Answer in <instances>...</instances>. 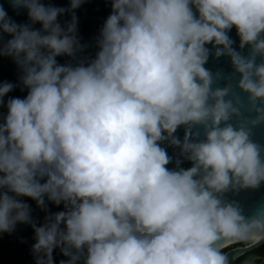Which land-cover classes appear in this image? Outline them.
I'll use <instances>...</instances> for the list:
<instances>
[{"label":"clouds","instance_id":"obj_1","mask_svg":"<svg viewBox=\"0 0 264 264\" xmlns=\"http://www.w3.org/2000/svg\"><path fill=\"white\" fill-rule=\"evenodd\" d=\"M9 2L28 22L0 5V56L21 72L0 83V233L31 225L35 264H54L56 248L60 264H232L226 247L264 243V207L246 216L225 195L264 183V146L250 138L264 123V0H111L83 59L84 0ZM208 45L231 74L205 67ZM18 86L27 95L5 102ZM165 142L180 149L175 168ZM22 197L64 210L37 226Z\"/></svg>","mask_w":264,"mask_h":264},{"label":"water","instance_id":"obj_2","mask_svg":"<svg viewBox=\"0 0 264 264\" xmlns=\"http://www.w3.org/2000/svg\"><path fill=\"white\" fill-rule=\"evenodd\" d=\"M43 3L52 4L57 7H68L70 0H42ZM0 5H3L7 14L17 23H27V11L20 10V14L17 15L16 11L10 6L9 0H0ZM111 13V0H84V3L80 8L75 10V14L78 18L77 24V35L80 38V42L82 45H86L82 52L77 53V57L80 59L83 58H92L95 56L96 51L98 50L95 46V37L99 35V30L102 27L105 19ZM59 21L63 25L65 21H70L71 14L65 13V15L58 17ZM35 28L42 27L39 23L34 25ZM230 38L234 40V47L240 51L239 49V37L237 36L236 29L233 28L229 33ZM5 39H10L11 37L5 35ZM211 49V53L209 56V60L205 67L212 71L213 73L218 70L223 74L228 75L233 72V68L231 65L230 58L227 56H222L220 58H216L214 55V49H212L211 45H208ZM250 49L246 46L243 50V54L247 55ZM57 61L60 64H64L72 61L71 57L68 56H60L57 57ZM259 61V58H258ZM21 75L20 69L16 65V63L10 58L6 56H0V83L4 81L12 82L13 84L19 83V76ZM238 80V77L236 78ZM236 83V80L233 81ZM225 84L224 80L218 81L215 86L223 87ZM237 92L241 95V97L247 101V94L240 92L239 89H236ZM27 95V89L21 91V87H16L14 90L4 98L5 102L9 97H20L23 98ZM7 109L5 106H0V122H2V115L6 114ZM245 115L254 117L255 113L245 112ZM235 122V121H233ZM185 127L181 126L177 129L175 135L182 141L185 135ZM197 131L202 133L203 129L201 126L193 127L192 134L194 135ZM253 142L258 143L264 146V123L256 125L252 127L251 137ZM165 147L169 156L173 157L172 163H170L167 167L175 168V161L178 158V154L180 149L174 146L169 145L167 142L161 145ZM180 159L183 161L181 163V167L187 169L191 167V162L187 160H183L182 157ZM227 199L237 201L246 216L253 214L259 208L264 207V183L260 185V187L252 189H242L239 192H229L225 194ZM24 202L28 203L32 209L31 215L33 219L36 221L37 226H41L44 223L45 216L49 213H56L59 211H63V204L57 206L54 203L48 202L47 211L41 209L37 206L36 201L32 200L29 197L21 198ZM35 243L34 240V230L29 224H17L15 231L12 233H0V264H35V260L31 251L32 245ZM261 244V243H260ZM246 246L240 248H234L226 251V253L230 254V260H232V264L235 263V259L247 252L256 246ZM253 258H262L264 260L263 255L257 254H247L245 258L239 262L238 264H252ZM68 257H65L59 248L54 249L53 251V261L54 264H60L62 260H67ZM82 264V261L80 262Z\"/></svg>","mask_w":264,"mask_h":264},{"label":"flooded vegetation","instance_id":"obj_3","mask_svg":"<svg viewBox=\"0 0 264 264\" xmlns=\"http://www.w3.org/2000/svg\"><path fill=\"white\" fill-rule=\"evenodd\" d=\"M240 247H246L243 244H233L230 247L225 248V252L234 248H240ZM257 254V255H263L264 254V243H261L260 245L256 246L255 248L251 249L250 251H247L241 255H239L235 259V263L241 262L247 254ZM252 264H264V260L262 258H253Z\"/></svg>","mask_w":264,"mask_h":264},{"label":"trees","instance_id":"obj_4","mask_svg":"<svg viewBox=\"0 0 264 264\" xmlns=\"http://www.w3.org/2000/svg\"><path fill=\"white\" fill-rule=\"evenodd\" d=\"M224 251H225V249H224Z\"/></svg>","mask_w":264,"mask_h":264}]
</instances>
